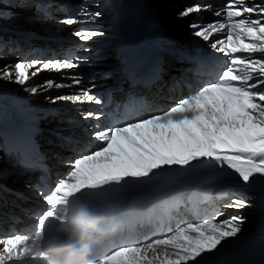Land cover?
I'll use <instances>...</instances> for the list:
<instances>
[{
  "label": "snow or ice",
  "instance_id": "1",
  "mask_svg": "<svg viewBox=\"0 0 264 264\" xmlns=\"http://www.w3.org/2000/svg\"><path fill=\"white\" fill-rule=\"evenodd\" d=\"M89 7L88 0H84L78 10L60 21L67 26L84 25L74 33L84 44L103 35L88 26L102 15L89 11ZM212 8L211 3L197 2L185 7L179 16L188 17ZM213 14L218 19L206 25L193 21L189 27L204 41H213L216 34H224L223 39L210 44L228 58L215 79L167 110L118 124L93 125L94 150L81 149L78 158L70 161L71 170L58 179L49 193L38 191L46 209L32 214L37 222L25 230L30 234L0 238V264H39L40 257L31 254L33 244L43 240L46 233L55 234V226L68 215L70 204L94 213V202L108 195L102 190L145 180L164 168L186 169L199 161L226 167L234 174L231 177L234 198L222 207L238 212L252 206L254 197L250 193L257 188L264 193V0L252 3L226 0ZM75 66L70 60L22 59L13 67L0 69V80L26 86L41 71L59 72ZM73 84L79 85L81 80L64 84L48 79L25 87V91L35 96L42 90L71 88ZM49 99L53 104L102 103L91 89ZM102 116V112L87 111L83 119L100 121ZM219 214L218 208L198 222H184L167 233L144 239L132 238L131 234H125L122 223H114L107 235L91 243L90 264H212L209 257L224 242L236 238L246 222V217L240 214L217 222ZM106 243L109 250L94 256Z\"/></svg>",
  "mask_w": 264,
  "mask_h": 264
},
{
  "label": "bare ground",
  "instance_id": "2",
  "mask_svg": "<svg viewBox=\"0 0 264 264\" xmlns=\"http://www.w3.org/2000/svg\"><path fill=\"white\" fill-rule=\"evenodd\" d=\"M190 1H192L193 4L197 3V0H88L90 6L89 11H99L102 13L101 17L88 26L102 32L103 35L93 38L87 44H84L80 40L76 41L70 38L71 34L74 36L77 30H71L70 28L72 26H67L60 22L65 18V12H62L60 7H58L62 3H67L70 7H73L71 4L75 5L73 9H78L84 0H30L27 3H20L17 6H14L12 3L8 5L3 3L0 10L9 12L12 10L10 6L18 9L17 12H15L16 15L6 20L7 25L12 23L19 27H25L21 25H26V27L33 26L35 29L32 30L41 32L47 30L49 32L55 29L56 24H54V22L56 20V22H59V30L56 31L57 33L55 32V34L52 31L48 34L36 32L26 33V31H22V33H24V35L22 34L24 38L13 37L6 43L0 41V48H4V52H8L10 49L13 50L7 54L1 53L0 58L2 60L4 59V67H13L14 64L10 62V60H12L15 55H12V53L17 54L15 57H18V54L25 53L30 47H46L47 45L51 47L52 50L61 52L56 57H50L48 60L59 59L63 61V59L59 58V55L66 53L64 50H67L72 56H75V60H77V63H75L76 66L59 72L47 70L51 74L50 79L55 82H57L58 79L60 83L64 84H72L73 79H79L81 80V84H73L71 88H56L57 92L58 90H62L63 95L75 94L81 89H92L91 83L103 89H109L115 85L113 82H116L117 76L126 71V63L130 57L137 54L139 50L147 51L153 46L161 44L178 45V42L182 41L185 46L196 50L207 51V53L217 51L210 46L211 42H214L216 38H213V41H204L196 37L193 34L194 30L189 27L190 23L193 21L198 23V19L202 20V24L205 25L216 20L217 18L214 17L213 11L194 13L188 17L179 16V13L188 6L187 3ZM40 2L45 3V5H38ZM246 2H262V0H246ZM0 3L2 2L0 1ZM16 3H18L17 0ZM168 4H170V6H167ZM42 9L45 15H40ZM12 12H14V10H12ZM169 13L171 16H169ZM65 14L69 15L71 13ZM168 19H171V21L162 23V21ZM76 25L84 26L81 24ZM173 25H176V27L169 28ZM177 29L180 30V36L176 42L175 32L173 31ZM14 39L18 41L12 43ZM160 47L162 48V45ZM111 56L117 58V63L114 66H109L106 61L107 58ZM166 57L169 58L168 55H166ZM24 58L23 60L27 61L26 56H24ZM38 60L41 61L40 58ZM175 60V62L179 64L184 63L179 57H176ZM2 68L3 67H0V69ZM109 70H113L114 72L108 75L107 73ZM187 75L188 71L184 65H182L181 72H175V76L180 80H185ZM169 81H173L171 77L160 82V87L157 91L161 89V92L159 94L155 93L156 98H159L161 101H165L164 94L169 93ZM36 85L39 84L32 85V83L29 82L28 85L21 86L11 81L0 80V169H2L0 170V176L14 171L15 169L7 160V140L15 135L32 130L38 133L37 137L44 144L47 143L48 147H56L55 153L58 155H65L68 153L67 149L69 146L64 145L59 147L57 144L60 143L62 139L57 137L55 133L58 132L65 135L79 133V126L82 124L84 113L90 111L88 108L89 103L78 104L69 101H60L59 103L53 104L49 97H52L51 94L54 88L46 92L42 90L35 96L25 91V87ZM79 86L81 88H78ZM57 108H60L61 112L63 111L65 113L66 117L63 122L58 121L54 115ZM64 124L67 125L68 128H66V131H61L59 127H62ZM4 155H6L5 158ZM70 170V168H66L59 172L61 175L65 176ZM9 178L10 177L7 179ZM10 180H12V178ZM227 183L232 186L234 185L233 180H228L222 184L225 185ZM250 195L254 197L252 206L246 208L244 211L239 210L238 212L232 208L222 207V205L226 204L234 197H229L220 201L219 205L221 212L218 218L227 219L232 215L240 214L246 217V222L242 227V232L236 238L224 242L223 246L219 248H228V250L221 251L217 254L214 253L209 257L212 264H237L249 255V249L243 240L248 235L247 232L252 226L251 222L256 215L260 197L264 195V193L257 188V190L250 193ZM219 221L218 219L217 222ZM244 228L246 232L243 237ZM234 245L239 247L233 254L232 248Z\"/></svg>",
  "mask_w": 264,
  "mask_h": 264
},
{
  "label": "clouds",
  "instance_id": "3",
  "mask_svg": "<svg viewBox=\"0 0 264 264\" xmlns=\"http://www.w3.org/2000/svg\"><path fill=\"white\" fill-rule=\"evenodd\" d=\"M56 224L54 233H46L43 240H37L32 253L40 257L39 264H90V245L108 234L103 225L104 216L89 213L82 207L69 205V213Z\"/></svg>",
  "mask_w": 264,
  "mask_h": 264
},
{
  "label": "rangeland",
  "instance_id": "4",
  "mask_svg": "<svg viewBox=\"0 0 264 264\" xmlns=\"http://www.w3.org/2000/svg\"><path fill=\"white\" fill-rule=\"evenodd\" d=\"M2 3H0V7L3 5V3H5V4H14V6H17V5H19L20 3L21 4H23V3H27V2H29L30 0H17V2L18 3H16V0H0ZM96 1H100V0H96ZM43 2V1H42ZM42 2H40V3H38V5L39 4H44L45 5V3H42ZM148 2V1H147ZM62 4H67V3H62ZM67 5H69V4H67ZM187 5L188 6H191V5H193V3H192V1H190V2H188L187 3ZM71 6H75V5H72L71 4ZM167 6H170V4H168ZM9 7V6H8ZM10 8H12V10H14V12H12V10H10L9 12H7L6 10H0V41L1 42H4V43H6L9 39H11V38H13V37H22V38H24L23 37V35H24V33H22V31H26V33H33V32H36V33H40V34H48V33H50V31H52L54 34H55V32L56 31H58L59 30V22H56V20H55V22H54V24H56V26H55V29L54 30H50L49 32L46 30L45 32H41V31H35V30H32V29H35L33 26H27L26 27V25H21V26H25V27H19V26H15V25H13L12 23H10V24H8L7 25V22H6V20H8V19H11L12 18V16H14V15H16L15 14V12H17V8H15V7H11L10 6ZM46 8H47V6H46ZM41 10V9H40ZM39 10V11H40ZM60 10L63 12L64 10L62 9V8H60ZM67 10H65L64 12L65 13H69L68 11L66 12ZM167 12H169V11H167ZM64 13V15L66 16V15H68V14H65ZM71 13V12H70ZM40 15H45V13L43 12V9H42V11H40ZM169 16H171V14L169 13ZM171 21V19H168V20H164V21H162V23H165V22H170ZM57 23H58V26H57ZM161 23V22H160ZM178 23V22H177ZM53 24L51 23V26H52ZM169 25V24H168ZM53 27V26H52ZM174 27H176V25H173V26H171V27H169V28H174ZM2 28L3 29H5V30H8V32H10V33H4V31L2 32L1 30H2ZM80 28H82V26H77V25H74V26H72L70 29L71 30H79ZM173 32H175V37H176V42H177V40H178V38H179V34H180V30L179 29H177V30H174ZM57 33V32H56ZM23 34V35H22ZM27 35H29V34H27ZM70 38H73V39H75L76 41H78V39L76 38V36L74 35H72L71 34V36H70ZM215 38H217V39H221V36H215ZM29 49H31V50H29ZM28 50H29V56L27 55L26 56V59H27V61L26 62H30L33 58L34 59H41V61L42 62H46L48 59H46V58H44V57H39V56H33L32 54H31V51H32V49H34V48H29ZM27 50V51H28ZM5 51V49L4 48H0V54L1 53H8L10 50H8V52L6 51V52H4ZM26 51V52H27ZM10 53V52H9ZM59 53H61V52H58V54ZM11 55V54H10ZM12 55H15V56H17V54H15V53H12ZM11 55V56H12ZM20 54H18V57H15L14 56V58H12V60H10V62H12L13 64H15V61L17 62V61H19L21 58H20V56H19ZM30 55H32V56H30ZM39 55V54H38ZM61 55H63V54H60L59 56V58L60 59H62L61 58ZM13 57V56H12ZM30 57H32V58H30ZM9 58H11V57H9ZM22 59H25V58H22ZM4 60V59H3ZM3 60L0 58V67H4V64H3ZM107 62H108V65L110 66V65H115L116 63H117V58H115V57H113V56H111V57H109V58H107V60H106ZM73 63H75V61L73 62ZM111 72H114L113 70H109L108 71V75H110V74H112ZM50 72H48L47 70H44V71H41L36 77H34L30 82L32 83V85L34 84H40L41 82H44V81H46V80H48V79H50L51 77H50ZM57 83H60V81L57 79ZM80 86H82V85H80ZM78 87V88H81V87ZM52 97H55L56 95H63L62 94V90H58V92L56 91V88H54L53 89V91H52ZM60 102V101H59ZM59 102H56V103H59ZM57 107H59V106H57ZM54 115H55V117H56V119L58 120V121H64V118L66 117L65 116V113L62 111L61 112V110H60V108H57L56 109V112L54 113ZM55 120V119H54ZM66 128H68V126L67 125H63L62 127H59V129L61 130V131H66L67 129ZM51 134V133H50ZM51 135H53V134H51ZM6 157V155H4V158ZM0 170H2V169H0ZM11 170V169H10ZM246 209V208H245ZM245 209H243V211L245 210ZM220 221H222V220H224V219H219ZM246 229H247V227H246ZM245 232H246V230H245V228L243 229V237L245 236ZM236 243H238V242H236ZM235 243V244H236ZM226 250H228V248H222V249H219L215 254H217V253H220L221 251H226Z\"/></svg>",
  "mask_w": 264,
  "mask_h": 264
}]
</instances>
